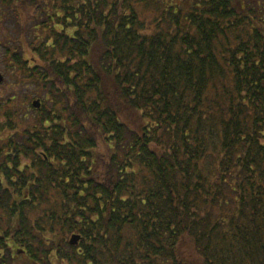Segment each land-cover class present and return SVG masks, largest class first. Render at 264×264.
Wrapping results in <instances>:
<instances>
[{
	"label": "trees",
	"instance_id": "1",
	"mask_svg": "<svg viewBox=\"0 0 264 264\" xmlns=\"http://www.w3.org/2000/svg\"><path fill=\"white\" fill-rule=\"evenodd\" d=\"M24 2L0 264H264V0Z\"/></svg>",
	"mask_w": 264,
	"mask_h": 264
},
{
	"label": "rangeland",
	"instance_id": "2",
	"mask_svg": "<svg viewBox=\"0 0 264 264\" xmlns=\"http://www.w3.org/2000/svg\"><path fill=\"white\" fill-rule=\"evenodd\" d=\"M22 2L23 0H0V73L4 77V83L0 86V141L5 139L7 133L10 134L2 130L5 115H15L13 122H16V130L19 131L30 129L38 123L37 109L32 106L34 101H39L37 87L29 80L27 68L25 72L21 71L10 60L13 55L22 53L25 67H34L29 62L33 56L31 50L38 45L37 40L32 41L33 34L39 33L35 30L39 21L32 19L33 12H26L28 2ZM29 43H32L31 46ZM10 66L12 69H9Z\"/></svg>",
	"mask_w": 264,
	"mask_h": 264
},
{
	"label": "water",
	"instance_id": "3",
	"mask_svg": "<svg viewBox=\"0 0 264 264\" xmlns=\"http://www.w3.org/2000/svg\"><path fill=\"white\" fill-rule=\"evenodd\" d=\"M3 81H4V77L0 74V84H2ZM32 106L35 109L39 110V109H41V102L40 101H34L33 104H32ZM78 241H79V238L78 237H73L70 244L71 245H76L78 243Z\"/></svg>",
	"mask_w": 264,
	"mask_h": 264
},
{
	"label": "flooded vegetation",
	"instance_id": "4",
	"mask_svg": "<svg viewBox=\"0 0 264 264\" xmlns=\"http://www.w3.org/2000/svg\"><path fill=\"white\" fill-rule=\"evenodd\" d=\"M10 60H11V59H10ZM11 64H12V60H11ZM13 64H14V63H13ZM10 68H11V66H10ZM10 68H9V69H10ZM3 83H4V82H3ZM0 86H1V85H0Z\"/></svg>",
	"mask_w": 264,
	"mask_h": 264
}]
</instances>
